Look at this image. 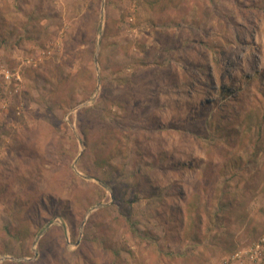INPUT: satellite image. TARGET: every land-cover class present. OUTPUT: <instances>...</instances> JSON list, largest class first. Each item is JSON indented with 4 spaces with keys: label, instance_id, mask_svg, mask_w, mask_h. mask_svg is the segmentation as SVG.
Listing matches in <instances>:
<instances>
[{
    "label": "rangeland",
    "instance_id": "1",
    "mask_svg": "<svg viewBox=\"0 0 264 264\" xmlns=\"http://www.w3.org/2000/svg\"><path fill=\"white\" fill-rule=\"evenodd\" d=\"M263 238L264 0H0V264Z\"/></svg>",
    "mask_w": 264,
    "mask_h": 264
},
{
    "label": "built area",
    "instance_id": "2",
    "mask_svg": "<svg viewBox=\"0 0 264 264\" xmlns=\"http://www.w3.org/2000/svg\"><path fill=\"white\" fill-rule=\"evenodd\" d=\"M264 238L254 243L244 252H238L228 261V264H258L263 263L264 259ZM249 262V263H248Z\"/></svg>",
    "mask_w": 264,
    "mask_h": 264
},
{
    "label": "trees",
    "instance_id": "3",
    "mask_svg": "<svg viewBox=\"0 0 264 264\" xmlns=\"http://www.w3.org/2000/svg\"><path fill=\"white\" fill-rule=\"evenodd\" d=\"M221 97H223V93H221ZM6 230H7V232L10 233L11 235L14 234V235L16 236V233H13V232L11 231L10 226H7V227H6ZM17 234H18V233H17ZM14 235H13V236H14Z\"/></svg>",
    "mask_w": 264,
    "mask_h": 264
}]
</instances>
